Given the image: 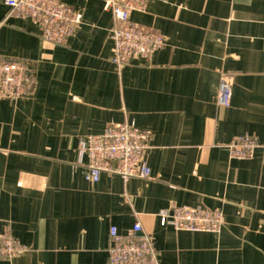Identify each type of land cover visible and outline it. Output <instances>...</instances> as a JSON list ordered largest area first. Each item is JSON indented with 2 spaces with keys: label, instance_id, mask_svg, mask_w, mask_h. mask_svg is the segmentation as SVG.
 Returning a JSON list of instances; mask_svg holds the SVG:
<instances>
[{
  "label": "crops",
  "instance_id": "crops-1",
  "mask_svg": "<svg viewBox=\"0 0 264 264\" xmlns=\"http://www.w3.org/2000/svg\"><path fill=\"white\" fill-rule=\"evenodd\" d=\"M82 14L64 45L0 0V60L32 65L34 90L0 98V232L29 249L0 264H108L110 227L140 222L161 264H264V0H150L134 23L166 45L113 61L115 19L103 0H61ZM233 77L230 106L218 104ZM149 133L151 179L87 178L80 139L110 124ZM254 136L252 157L227 145ZM220 209V233L178 231L160 211Z\"/></svg>",
  "mask_w": 264,
  "mask_h": 264
},
{
  "label": "built area",
  "instance_id": "built-area-1",
  "mask_svg": "<svg viewBox=\"0 0 264 264\" xmlns=\"http://www.w3.org/2000/svg\"><path fill=\"white\" fill-rule=\"evenodd\" d=\"M10 15L30 19L40 28L44 41L64 45L77 31L82 14L61 0H4ZM105 8L115 19L112 38L115 43L113 61L118 67L152 55L166 45V38L159 32L134 23L133 12H145L150 0H103ZM34 90L33 68L27 61L0 60V98L18 100ZM233 77L221 76L217 102L230 106ZM149 133L140 130L134 122L110 124L101 134L87 135L80 139V155L88 158L87 178L98 182L103 172L132 178L151 179V167L146 158ZM259 146L254 136L236 137L227 145L230 156L247 159ZM163 225L178 231L220 233L225 216L220 209H206L174 205L158 214ZM111 245L108 264H161L154 237L144 232L140 222L128 232L110 227ZM29 248L9 232H0V259H11Z\"/></svg>",
  "mask_w": 264,
  "mask_h": 264
}]
</instances>
